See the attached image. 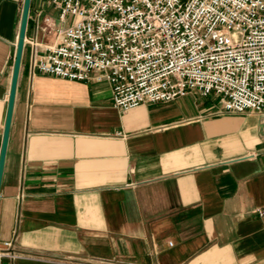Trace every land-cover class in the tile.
<instances>
[{
    "label": "crops",
    "instance_id": "1",
    "mask_svg": "<svg viewBox=\"0 0 264 264\" xmlns=\"http://www.w3.org/2000/svg\"><path fill=\"white\" fill-rule=\"evenodd\" d=\"M23 1L0 0V147ZM52 1L29 0L0 264H264V112L188 93L122 113L106 83L33 72L73 22Z\"/></svg>",
    "mask_w": 264,
    "mask_h": 264
},
{
    "label": "built area",
    "instance_id": "2",
    "mask_svg": "<svg viewBox=\"0 0 264 264\" xmlns=\"http://www.w3.org/2000/svg\"><path fill=\"white\" fill-rule=\"evenodd\" d=\"M52 4L62 23L73 22L55 29L44 55L34 53L33 72L106 83L122 113L188 93L219 96L224 112H264V0Z\"/></svg>",
    "mask_w": 264,
    "mask_h": 264
},
{
    "label": "water",
    "instance_id": "3",
    "mask_svg": "<svg viewBox=\"0 0 264 264\" xmlns=\"http://www.w3.org/2000/svg\"><path fill=\"white\" fill-rule=\"evenodd\" d=\"M28 10H29V0H24L23 1V8H22V12H21V16H20V25H19V31H18V40H17V44H16V48H15V57H14V61H13V72H12V76H11V86H10V91H9V99H8V103H7V108H6V118H5V123H4V132H3V136H2V144L0 147V182L2 179V171H3V166H4V162H5V154H6V149H7V139H8V134H9V129H10V121H11V117H12V108H13V103H14V99H15V90H16V85H17V77L19 74V70H20V61H21V57H22V47H23V42L25 39V28H26V24H27V14H28Z\"/></svg>",
    "mask_w": 264,
    "mask_h": 264
},
{
    "label": "rangeland",
    "instance_id": "4",
    "mask_svg": "<svg viewBox=\"0 0 264 264\" xmlns=\"http://www.w3.org/2000/svg\"><path fill=\"white\" fill-rule=\"evenodd\" d=\"M236 34L235 33H232V36H231V38L234 40V39H236Z\"/></svg>",
    "mask_w": 264,
    "mask_h": 264
}]
</instances>
